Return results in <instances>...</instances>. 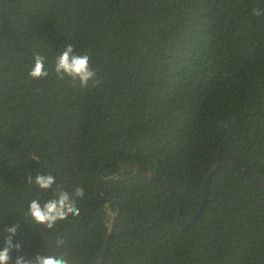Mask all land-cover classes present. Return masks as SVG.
I'll list each match as a JSON object with an SVG mask.
<instances>
[{
  "label": "trees",
  "instance_id": "obj_1",
  "mask_svg": "<svg viewBox=\"0 0 264 264\" xmlns=\"http://www.w3.org/2000/svg\"><path fill=\"white\" fill-rule=\"evenodd\" d=\"M264 0H0V250L69 264H264ZM95 81L56 73L66 46ZM48 76L33 79L35 54ZM150 169L158 178L134 173ZM100 178L103 204L97 195ZM212 172L206 202L203 189ZM37 174L56 183L41 189ZM169 183L182 199L165 187ZM77 187L86 198L75 197ZM75 200L52 228L30 205ZM16 228L15 234L9 232ZM19 245L17 248L16 246Z\"/></svg>",
  "mask_w": 264,
  "mask_h": 264
},
{
  "label": "clouds",
  "instance_id": "obj_2",
  "mask_svg": "<svg viewBox=\"0 0 264 264\" xmlns=\"http://www.w3.org/2000/svg\"><path fill=\"white\" fill-rule=\"evenodd\" d=\"M252 14L254 16L264 15V9L253 8ZM55 71L58 74L67 75L73 80H79L82 87H87L90 81L96 80L97 73L90 66V57L87 54L78 55L75 54V50L71 44H68L65 50L59 54L55 62ZM48 71L45 68V57L40 54H35L34 65L30 69L29 75L33 79H41L48 76ZM29 183H35L41 189H50L56 183V178L49 175L37 174L34 178H28ZM56 195L58 199H51L47 203L41 206L37 200H33L30 205V215L39 224H46L48 228H52L54 224L59 220L66 219L69 215L78 217L80 215V209L76 206L75 200L71 198V195L66 191H60L57 189ZM75 197L84 199L86 198V189L83 187H77L74 193ZM9 232L15 234L16 228H10ZM7 247L0 250V264H9L10 250L13 247L11 238L7 241ZM17 248L19 245L16 246ZM16 264H33L32 261L24 259H17ZM35 264H69V261L54 256H38Z\"/></svg>",
  "mask_w": 264,
  "mask_h": 264
},
{
  "label": "water",
  "instance_id": "obj_3",
  "mask_svg": "<svg viewBox=\"0 0 264 264\" xmlns=\"http://www.w3.org/2000/svg\"><path fill=\"white\" fill-rule=\"evenodd\" d=\"M221 155H227V156H230L231 158H233L235 161L238 162V164L243 168L244 170V173L245 175L250 178L251 180H253L254 182H257L259 184H264V178L261 177V176H258V175H255L253 174L247 167L246 163L239 157L237 156V154H235L234 152L230 151V150H226V149H223L219 152L218 156H217V159H216V162H215V165L213 167V170L212 172L216 171L218 166H219V159H220V156ZM131 166V171L134 172V173H143L145 174L147 177H149L150 179H156L158 180L157 176L148 168H143V167H139V166H134V165H130ZM212 172L209 174V176L207 177V180L204 184V189H203V200H202V204L199 208V210L192 216V218L185 222L183 219H182V212H179V216H178V221H179V224L181 226H184V227H188L190 226L195 220L196 218L198 217L201 209L203 208L205 202H206V197H207V191H208V185H209V181H210V178H211V175H212ZM98 177H99V186H98V189H97V195L100 197L101 199V202L103 204H106L108 203L109 201L106 200L103 196H102V192H101V184H103L105 181L111 179V178H104V179H101L100 178V172L98 173ZM165 187L177 198V200L179 201V206H180V209L182 207V199L180 197V195L173 189V187L169 184V183H166V182H163ZM111 203H115L118 205V210H117V213L115 214V216L113 217L112 219V227H111V230L109 232V236H108V242L105 246V249L103 251V254H102V257H101V260L99 261L98 264L102 263L103 261V258L104 256L106 255V251H107V248H108V244H109V241L111 239V236H112V231H113V226H114V223H115V220L120 212V209H121V206L115 202V201H110Z\"/></svg>",
  "mask_w": 264,
  "mask_h": 264
}]
</instances>
